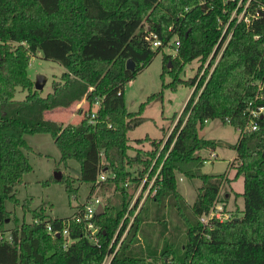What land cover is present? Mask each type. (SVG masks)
<instances>
[{
  "label": "trees",
  "instance_id": "trees-1",
  "mask_svg": "<svg viewBox=\"0 0 264 264\" xmlns=\"http://www.w3.org/2000/svg\"><path fill=\"white\" fill-rule=\"evenodd\" d=\"M232 9L226 0H0V264H102L106 257L109 264H264V119L257 131L239 134L235 144L226 145L235 153L228 164L233 179L228 169L222 175L203 174L206 159L197 154L224 143L199 137L207 122L244 128V112L255 102L257 84H264V17L250 29L235 26L221 50L222 25ZM150 34L161 47L151 49ZM175 40L180 43L175 56L162 59L163 75L171 76L164 87L174 91L186 84L192 93L163 148L151 142L152 149L130 156L127 135L144 123L142 109L160 101L162 92L151 95L138 112H128L124 86ZM36 54L64 69L44 97L27 72ZM128 60L135 63L133 71L126 70ZM193 61L201 63L198 73L209 64L198 83L197 76L186 83L180 73ZM19 90L26 93L22 100L15 99ZM83 101L88 110L78 125L45 119L48 111ZM38 134L52 138L59 164H78L76 183L89 185L86 202L102 194V215L84 219L86 202L65 219L22 204L33 221L19 223L6 209L7 202L16 207L17 190L32 171L26 137ZM178 177L201 182L191 206L178 192ZM240 177L242 216L212 221L203 229L199 218ZM53 181L64 185L69 198H77L79 187L68 178ZM11 223L13 228L5 229Z\"/></svg>",
  "mask_w": 264,
  "mask_h": 264
},
{
  "label": "rangeland",
  "instance_id": "rangeland-1",
  "mask_svg": "<svg viewBox=\"0 0 264 264\" xmlns=\"http://www.w3.org/2000/svg\"><path fill=\"white\" fill-rule=\"evenodd\" d=\"M172 44L171 41L168 46H165L155 56L146 69L124 86L125 107L128 112H138L141 104L145 103L151 95L162 92L160 101L150 103L142 109V117L145 119L144 123L128 133L129 144L133 148V150L128 152L130 156L135 154L134 150L147 151L152 149L151 142H156L157 145L160 144V148H163V142L175 128L180 114L192 93V88L186 84L178 86L174 91L164 87L171 82V76L167 73L163 75L162 59L163 55L175 56L170 47ZM205 64H203L199 73L200 62L193 61L191 64L186 65L180 73L181 80L188 83L197 76L196 82L198 83L203 76L201 74ZM27 72L33 83L38 76L45 78L46 83L40 91L41 96L44 97L51 91L52 81H58L64 69L58 63L46 61L40 54H36L30 57ZM25 95V92L19 90L15 95V99L22 100ZM87 110L88 105L83 101L69 109L48 111L45 113V119L61 123L64 126L78 125ZM198 135L203 139L224 142L221 143V147H216L214 152L212 150H203L197 153L206 159L202 173L206 175H222L228 169L230 179H233L235 171L230 170L228 164L234 158L235 153L225 147L227 144H235L239 133L230 126L223 124L220 120H214L209 121L204 126V129L198 132ZM26 140L31 147V151L27 153V158L32 171L23 177L24 184L17 190L16 198L18 203L16 207L7 202L5 205L6 209L12 212L13 217L17 218L19 223H22V221L31 223L33 221L29 212L24 213L22 211V204L29 207L30 210H43L51 218L65 219L72 217L78 207L85 204L89 192V185L76 183L77 175L75 171L79 169L78 164L74 161H68V167L59 164L60 153L52 138L47 134L27 136ZM136 140H140V143H135ZM57 173L59 178H68L73 183V186L79 187L76 199L68 197L64 185L53 181ZM143 183L144 181L140 188L144 186ZM150 184L146 191L141 194V205L149 193ZM177 184L178 192L183 196L187 206H191L201 182L197 179L190 180L178 177ZM140 188L136 196L141 193L142 188ZM242 191L243 179L241 177L223 188L220 193V205L224 207V212L233 217L240 218L242 216L243 200L238 196ZM225 192L231 196L229 203L228 199L226 200L224 197ZM96 197L101 199L102 194L96 192ZM233 197L235 199L232 200ZM169 221L171 222L170 218ZM13 226L14 224L12 223L8 224L5 229L10 230Z\"/></svg>",
  "mask_w": 264,
  "mask_h": 264
},
{
  "label": "built area",
  "instance_id": "built-area-1",
  "mask_svg": "<svg viewBox=\"0 0 264 264\" xmlns=\"http://www.w3.org/2000/svg\"><path fill=\"white\" fill-rule=\"evenodd\" d=\"M226 2L229 4H232L233 9L230 12V15L228 17L227 22L222 25V33H221L219 43L222 40L224 42H223V46H222L221 50H223L225 48V46L228 44V42L230 41V39L233 35V30H234L235 26L243 25L246 29H250L251 26L255 22H257L259 19L264 17V4L257 3L258 2L257 0H226ZM254 3H256V5H253ZM254 39L258 40L259 36H255ZM147 40L149 41L150 47L153 50L162 46V42L158 39V37L155 34H150L148 36ZM179 46H180L179 41L175 40L173 43L172 52H174L176 54ZM217 61H218V58H217L216 62ZM208 64H209V62H206L204 69L202 70L201 75H203L204 71L208 67ZM256 88H257V91H256V96H255V102L259 101L262 104L255 106L254 105L255 102H254V103H251L246 108L244 115L247 118V123L243 129L237 130V132L240 135H242L246 132L257 131L259 129L258 121L264 119V84L258 83ZM98 106H99V104L96 103L95 104L96 109L98 108ZM95 118H96V110H93L92 113L89 115L90 122L94 123ZM104 179H105L104 175H100L98 177V181H103ZM145 180H146V178L144 179V183H145ZM151 182L153 183V180ZM152 183L150 184V187H151ZM220 202H221V199L217 198L215 200L214 204L212 205L210 211L208 212V214L199 218V224L201 225V227L203 229L209 228L210 223L212 221H217V222L221 223V222L230 221L231 219L234 218L230 214L224 212V207L220 205ZM133 203H134V201L132 202V205H133ZM99 205H101V203H100V199H98V198L92 197L90 200H88L86 202V205L84 208L85 213L83 215V218L86 220H89L90 218H92V216L95 214L96 209ZM132 205H131V207H132ZM140 205H141V203L139 204V206L136 210V213L139 210ZM80 220L81 219L79 216L75 217V222H80ZM87 227L90 230L91 241L94 244H96V239L93 237L96 230L93 228L92 224H90V223L88 224ZM47 229L49 232H51V228L49 226L47 227ZM63 234L67 235L68 233H67V231H63ZM54 235L55 236L59 235V233L56 232L53 234V236ZM205 236H206V238L209 237L208 234H205ZM3 237H4V235L0 232V240H2ZM122 238H121V240H122ZM6 239L11 240L10 234L7 233ZM69 243H70V241H68V243L65 245V247ZM119 244H118V246H119ZM118 246L116 247V249L118 248ZM109 262H110V257H106L102 264H109Z\"/></svg>",
  "mask_w": 264,
  "mask_h": 264
},
{
  "label": "water",
  "instance_id": "water-1",
  "mask_svg": "<svg viewBox=\"0 0 264 264\" xmlns=\"http://www.w3.org/2000/svg\"><path fill=\"white\" fill-rule=\"evenodd\" d=\"M135 67V63L132 60H128L126 63V70L133 71ZM46 83L45 78L38 76L34 82V90L41 91ZM56 177H59V174H56ZM104 213L102 205H99L96 209V216H100Z\"/></svg>",
  "mask_w": 264,
  "mask_h": 264
},
{
  "label": "crops",
  "instance_id": "crops-1",
  "mask_svg": "<svg viewBox=\"0 0 264 264\" xmlns=\"http://www.w3.org/2000/svg\"><path fill=\"white\" fill-rule=\"evenodd\" d=\"M207 123H208V122H207ZM207 123H206V124H207ZM213 152H214V151H213ZM215 157H217V156H215ZM228 178L230 179L229 174H228ZM233 199H235V198L233 197L232 200H233ZM230 200H231V196H229V198H228V203L230 202ZM235 202H236V201H235Z\"/></svg>",
  "mask_w": 264,
  "mask_h": 264
}]
</instances>
